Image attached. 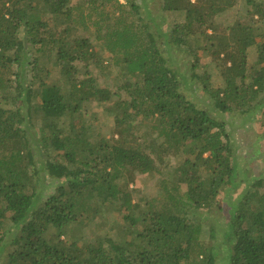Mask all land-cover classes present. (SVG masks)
<instances>
[{"label": "trees", "instance_id": "1", "mask_svg": "<svg viewBox=\"0 0 264 264\" xmlns=\"http://www.w3.org/2000/svg\"><path fill=\"white\" fill-rule=\"evenodd\" d=\"M236 1L162 0L164 10L185 14L166 27L143 14L142 0H127L129 8L121 0H0V260L216 264L214 242L203 238L208 226L222 237L227 264H264V163L257 174L242 167L214 114L256 122L264 152V32L217 21ZM249 3L264 18V0ZM104 49L122 92L92 74ZM203 50L222 87L213 86ZM41 56L58 79H47ZM189 80L211 109L189 96ZM91 99L107 103L113 136L83 119ZM33 117L40 127L32 135ZM173 154L181 160L166 172ZM138 173L162 177L159 197L136 196ZM108 213L118 227L87 238L83 229Z\"/></svg>", "mask_w": 264, "mask_h": 264}, {"label": "rangeland", "instance_id": "2", "mask_svg": "<svg viewBox=\"0 0 264 264\" xmlns=\"http://www.w3.org/2000/svg\"><path fill=\"white\" fill-rule=\"evenodd\" d=\"M142 1L143 7L141 8V10L144 12L143 14H149L150 16H152L155 20V23H158V25L161 24L162 26L168 27V25L171 26L173 23L184 21L185 19L184 12L164 10L162 8V0ZM121 2L126 4L127 0H121ZM127 8H129V5H127ZM108 9L109 11H112L113 7H110ZM250 9L251 4L249 3V0H237L234 7L223 12L217 18V21L221 22L224 26H231L232 24L239 21H247L257 29V32H264V18H261L258 14H251ZM53 19L54 17L45 15V20H47L51 26H54L55 24ZM55 28H57V30L61 29L60 26H55ZM201 42L203 43V41ZM206 51H201L202 63L210 65L213 62L211 60L209 52ZM102 53L106 61L104 62L103 66L93 67L92 74L95 76L98 83L102 86L110 87L115 92H122V90L119 89V86L122 84L123 76L122 74H120L119 68L112 64L110 60V54L107 50L104 49ZM33 56H35V53H33ZM176 58L181 64H184V58L187 59L180 51L177 52ZM252 58L253 57L250 56L251 60ZM41 64V69L43 70V72L46 73V68H51L52 70V73L47 76V79H58L56 78L58 77V72L55 70V68H53L52 64L47 60L45 56H41ZM210 66L212 68H209V70L213 72V86L222 87L224 85L222 77L217 73V70L213 68V65ZM27 73L29 76L33 73L31 67L28 68ZM80 76H84V73H81ZM187 91L189 96L193 98L194 101L198 102L200 106L211 109L212 105H208L211 102L210 98L207 97L206 94L202 91V88L197 81L189 80ZM123 92L125 97L126 93L125 91ZM21 104L22 102L19 98L14 101L15 107H18ZM106 105L107 103H101L97 100L91 99L86 104H84V107L82 109L83 119L89 121L92 125H94L96 132L100 130L107 137H111L114 135L115 123L113 117L110 116L106 111ZM214 114H217L219 118L223 119L226 122V127L232 135L233 145L236 148V152L239 157V163L241 164V166L248 169L250 168L249 170L254 174L259 173V170L262 168V164L264 163V152L261 151L262 146L261 141L259 140L258 125L256 124V122H252L251 120L242 118L241 114L237 112H226L218 114L214 111ZM76 119L78 120V118ZM27 121H29V119H27ZM27 127L33 135L35 133L34 131L38 130V127H40L37 117H33V123L30 121L27 122ZM143 129H141V131ZM180 160L181 158L174 154L167 156L162 163V168L164 166V170L166 172L174 170L179 164ZM161 178L162 177L160 175L152 178L148 175L138 173L135 182L131 184V186H134L137 189L136 196H138L139 198L142 197L146 201L148 199L160 196L162 191L160 188ZM48 181L51 182V179L48 178ZM51 188L52 187H50V191ZM223 208L225 211V203ZM107 209H109V207H107ZM100 218L101 219L98 218L95 222L91 223L90 226L83 229V233L87 238L93 239L100 234L112 231L110 230V227H118L119 225V221L115 213L103 214ZM203 238L206 240H213V244L217 249L219 255L216 264H227L223 249L224 245L220 234L216 237L214 232H211V228L206 226L204 227ZM3 260L4 258L2 256L0 264H5Z\"/></svg>", "mask_w": 264, "mask_h": 264}]
</instances>
